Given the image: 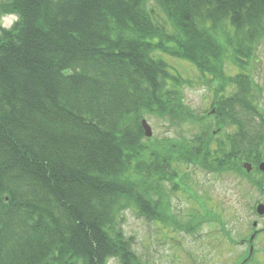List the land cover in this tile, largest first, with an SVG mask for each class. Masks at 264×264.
Instances as JSON below:
<instances>
[{
	"label": "trees",
	"instance_id": "16d2710c",
	"mask_svg": "<svg viewBox=\"0 0 264 264\" xmlns=\"http://www.w3.org/2000/svg\"><path fill=\"white\" fill-rule=\"evenodd\" d=\"M0 2L1 17L17 16L0 25V264H141L120 221L131 209L179 222L163 182L178 179L182 162L246 177L252 162L263 192L264 113L252 80L237 75L235 93H220L231 83L228 47L244 67L264 39V0ZM168 58L222 81L217 124L237 130L215 151L212 134H183L165 150L148 143L146 117H193Z\"/></svg>",
	"mask_w": 264,
	"mask_h": 264
},
{
	"label": "rangeland",
	"instance_id": "374dc122",
	"mask_svg": "<svg viewBox=\"0 0 264 264\" xmlns=\"http://www.w3.org/2000/svg\"><path fill=\"white\" fill-rule=\"evenodd\" d=\"M150 8L156 9L161 19L166 20L155 4L152 3ZM16 19L15 15L0 16V25L9 29ZM253 54L247 64L240 67L233 58L232 48L228 47L222 68L231 83L223 88L220 96L223 100L230 98L236 90L232 80L237 75H249L256 103L264 113V39L254 47ZM168 62L183 79L184 100L193 117L190 123L179 125L169 124L156 116L146 117L153 130V136L146 138L150 140L148 143L165 150L171 145L169 140L177 141L183 134L191 141L212 134L214 140L210 147L215 151L219 141L227 140L228 135L237 130L229 123L225 126L217 124L216 107L222 99L216 100V90L222 81L209 83L189 61L168 58ZM180 143L172 144L178 147ZM179 169L176 181L163 182L169 202L165 207L169 209L170 217H177L179 222L148 219L131 209L125 211L120 221L125 236L133 239L132 249L141 264H241L247 252L250 260L243 264H264V215L257 212L258 206L264 204V181L262 192L251 180L260 182L262 174L253 164L249 172L251 178L238 170L217 171L201 163L182 162ZM184 172L189 177L182 181ZM175 182L181 183L182 188L172 190ZM254 221L258 223L255 228ZM193 226L195 229L192 230ZM256 230L258 232L251 240V234ZM107 264L122 263L111 258Z\"/></svg>",
	"mask_w": 264,
	"mask_h": 264
},
{
	"label": "water",
	"instance_id": "95a60500",
	"mask_svg": "<svg viewBox=\"0 0 264 264\" xmlns=\"http://www.w3.org/2000/svg\"><path fill=\"white\" fill-rule=\"evenodd\" d=\"M141 125L144 130V134L146 137H152L153 136V130L147 119H143L141 121ZM244 166L246 167L247 171L250 172L252 169V165L250 163H245ZM259 169L264 173V161L259 164ZM257 212L259 215H264V204H260L257 208ZM254 226H257V222L254 223ZM254 238V235L252 236V239Z\"/></svg>",
	"mask_w": 264,
	"mask_h": 264
}]
</instances>
